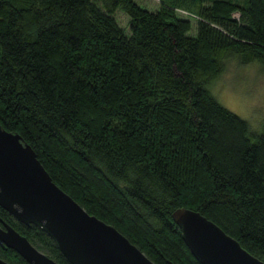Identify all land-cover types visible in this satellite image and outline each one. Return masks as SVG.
Returning <instances> with one entry per match:
<instances>
[{
	"label": "trees",
	"instance_id": "1",
	"mask_svg": "<svg viewBox=\"0 0 264 264\" xmlns=\"http://www.w3.org/2000/svg\"><path fill=\"white\" fill-rule=\"evenodd\" d=\"M185 1L0 0V125L154 264H200L170 217L177 206L264 261V119L255 131L209 90L226 58L264 68V0ZM0 220L69 264L36 225L1 207ZM0 257L25 264L6 246Z\"/></svg>",
	"mask_w": 264,
	"mask_h": 264
},
{
	"label": "water",
	"instance_id": "2",
	"mask_svg": "<svg viewBox=\"0 0 264 264\" xmlns=\"http://www.w3.org/2000/svg\"><path fill=\"white\" fill-rule=\"evenodd\" d=\"M0 207L18 222L39 227L69 264H154L114 226L88 213L58 187L30 145L1 125ZM170 217L200 264H264L197 210L177 206ZM0 245L14 250L26 264H59L1 220ZM0 264L9 263L0 257Z\"/></svg>",
	"mask_w": 264,
	"mask_h": 264
},
{
	"label": "rangeland",
	"instance_id": "3",
	"mask_svg": "<svg viewBox=\"0 0 264 264\" xmlns=\"http://www.w3.org/2000/svg\"><path fill=\"white\" fill-rule=\"evenodd\" d=\"M134 1L148 10L157 9L160 2L178 5H183L185 2L186 5L185 0L183 3L181 0ZM189 8L193 9L191 6ZM176 11L181 14L187 13L184 9L179 8H176ZM112 15L116 24L127 33L128 16L126 13L116 9ZM234 16H237L236 12H234ZM193 18L195 17L193 16ZM194 20L189 17L191 24L189 33L195 31ZM209 90L221 105L245 119L250 128L255 131L259 130L261 126L259 123L264 119V68L257 60L240 64L233 58H226L222 70L210 81Z\"/></svg>",
	"mask_w": 264,
	"mask_h": 264
}]
</instances>
